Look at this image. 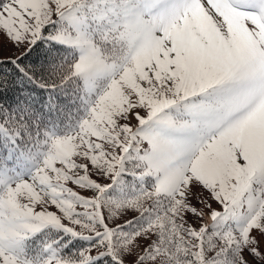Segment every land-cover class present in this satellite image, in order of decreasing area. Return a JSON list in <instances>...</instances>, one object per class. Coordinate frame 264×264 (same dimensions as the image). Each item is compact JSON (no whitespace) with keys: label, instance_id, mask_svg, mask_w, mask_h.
Wrapping results in <instances>:
<instances>
[{"label":"snow or ice","instance_id":"snow-or-ice-1","mask_svg":"<svg viewBox=\"0 0 264 264\" xmlns=\"http://www.w3.org/2000/svg\"><path fill=\"white\" fill-rule=\"evenodd\" d=\"M0 264H264V0H0Z\"/></svg>","mask_w":264,"mask_h":264}]
</instances>
